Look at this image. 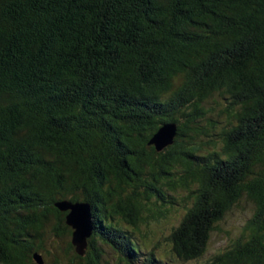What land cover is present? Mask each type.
<instances>
[{"label":"trees","instance_id":"16d2710c","mask_svg":"<svg viewBox=\"0 0 264 264\" xmlns=\"http://www.w3.org/2000/svg\"><path fill=\"white\" fill-rule=\"evenodd\" d=\"M61 202L95 217L65 264H264V0H0V264H49Z\"/></svg>","mask_w":264,"mask_h":264},{"label":"rangeland","instance_id":"374dc122","mask_svg":"<svg viewBox=\"0 0 264 264\" xmlns=\"http://www.w3.org/2000/svg\"><path fill=\"white\" fill-rule=\"evenodd\" d=\"M184 214L183 211H172L167 219H160L159 222L150 223L147 227V231L151 236L159 235L166 237L170 234L173 226L177 223L179 218ZM253 214V207H249L248 210H236L226 215V218L220 223V230L212 234L209 252L205 259L215 255L220 250H224L231 245V243L237 240L244 229L245 223L251 218ZM146 229V228H145ZM71 236L67 235L64 237L49 239L47 242V250L50 255L43 254L46 262L54 264L55 261L60 260L65 264L68 258L73 257V252L69 251V243L71 242ZM156 242V241H155ZM105 260L109 264H117L119 261L118 255L109 247H104ZM197 264V263H189Z\"/></svg>","mask_w":264,"mask_h":264},{"label":"water","instance_id":"95a60500","mask_svg":"<svg viewBox=\"0 0 264 264\" xmlns=\"http://www.w3.org/2000/svg\"><path fill=\"white\" fill-rule=\"evenodd\" d=\"M178 136V128L175 124L163 125L160 131L153 137L150 145H155L158 152L174 144ZM57 207L67 214V225L72 228V243L79 256H85L89 241L95 232V217L92 206L89 203H57ZM40 264H43L40 256L36 257Z\"/></svg>","mask_w":264,"mask_h":264}]
</instances>
